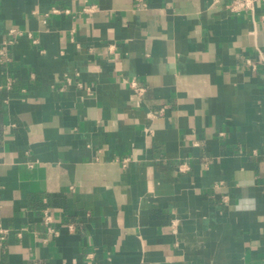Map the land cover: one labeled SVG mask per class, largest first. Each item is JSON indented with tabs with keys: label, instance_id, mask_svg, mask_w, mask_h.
Listing matches in <instances>:
<instances>
[{
	"label": "crops",
	"instance_id": "0c3cea01",
	"mask_svg": "<svg viewBox=\"0 0 264 264\" xmlns=\"http://www.w3.org/2000/svg\"><path fill=\"white\" fill-rule=\"evenodd\" d=\"M232 1L0 0V264H264V1Z\"/></svg>",
	"mask_w": 264,
	"mask_h": 264
},
{
	"label": "built area",
	"instance_id": "2783aa9c",
	"mask_svg": "<svg viewBox=\"0 0 264 264\" xmlns=\"http://www.w3.org/2000/svg\"><path fill=\"white\" fill-rule=\"evenodd\" d=\"M257 1L259 0H233L228 7L232 12L253 10ZM1 88L0 86V89ZM45 219L46 222H52V216L47 212L45 213ZM50 230L55 232V228H51Z\"/></svg>",
	"mask_w": 264,
	"mask_h": 264
}]
</instances>
